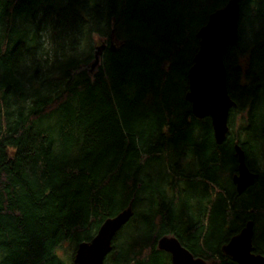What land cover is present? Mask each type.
<instances>
[{
	"label": "trees",
	"instance_id": "1",
	"mask_svg": "<svg viewBox=\"0 0 264 264\" xmlns=\"http://www.w3.org/2000/svg\"><path fill=\"white\" fill-rule=\"evenodd\" d=\"M225 1L0 0V264H77L129 204L102 264H172L163 235L238 264L221 247L247 220L264 255V0H240L223 53L221 143L184 98L195 33ZM236 145L256 174L241 193Z\"/></svg>",
	"mask_w": 264,
	"mask_h": 264
},
{
	"label": "water",
	"instance_id": "2",
	"mask_svg": "<svg viewBox=\"0 0 264 264\" xmlns=\"http://www.w3.org/2000/svg\"><path fill=\"white\" fill-rule=\"evenodd\" d=\"M239 15L240 0H226L221 7L208 13L205 23L195 33L198 46L187 71V91L184 98L189 102L195 117H209L217 144L225 138L229 108L234 105L227 92L222 57L224 50L237 39ZM103 48L104 45L97 46L91 68L98 63L99 53ZM234 148L237 167L232 183L236 192L241 193L253 183L256 174L247 166L239 146ZM131 215L129 204L114 216L103 220L89 241L78 244L74 261L77 264H102L111 250L116 231ZM252 237L253 221L247 220L239 232L222 245L221 250L238 264H264V255L253 252ZM157 247L169 253L172 264H206L204 259L193 256L174 236H161L157 240Z\"/></svg>",
	"mask_w": 264,
	"mask_h": 264
},
{
	"label": "bare ground",
	"instance_id": "3",
	"mask_svg": "<svg viewBox=\"0 0 264 264\" xmlns=\"http://www.w3.org/2000/svg\"><path fill=\"white\" fill-rule=\"evenodd\" d=\"M117 232V231H116ZM116 234V233H115ZM207 264V263H206Z\"/></svg>",
	"mask_w": 264,
	"mask_h": 264
}]
</instances>
